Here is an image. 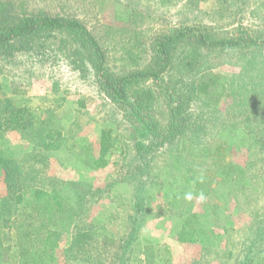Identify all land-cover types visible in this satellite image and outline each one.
Segmentation results:
<instances>
[{
    "label": "rangeland",
    "instance_id": "374dc122",
    "mask_svg": "<svg viewBox=\"0 0 264 264\" xmlns=\"http://www.w3.org/2000/svg\"><path fill=\"white\" fill-rule=\"evenodd\" d=\"M21 1L32 15L42 11L80 20L102 44L107 67L115 75L143 69L157 40L173 28H193L217 40L240 34L264 40V0H16ZM43 51L32 52L29 60L18 53L12 59L0 58V103L10 98L16 107L37 111L44 126L58 122L68 139L67 148L37 164L42 181L35 185L50 187L54 180L76 183L87 203L73 224L91 238L82 250L66 253L70 226L60 237L51 264H125L129 245L124 243L131 233L134 241L168 247V264H239L251 252L254 264H264L263 45L220 49L200 47L191 40L181 43L160 79L138 84L153 98L138 117L99 90L89 75L79 77L70 65L49 61L39 67ZM12 80L24 94L10 93ZM194 82L224 95L204 101ZM61 96L63 101H55ZM78 100L83 105L78 106ZM102 131L115 137L108 164L88 169L71 155L70 147H82L87 158L97 156ZM133 131L135 139L129 135ZM219 131L228 133L216 161L203 149L216 144ZM141 133L144 144L151 146L149 178L172 173L143 192L140 222L133 145ZM189 140L195 161H188L191 155L186 154L177 159L176 144L181 147ZM0 144L18 159L31 152L22 130L3 133ZM125 146L132 150L127 155ZM186 163L196 180L210 179L203 202L198 196L186 200L183 187H177L176 194L172 178L187 172L182 167ZM2 176L0 197L5 194ZM256 233L262 238L255 239Z\"/></svg>",
    "mask_w": 264,
    "mask_h": 264
},
{
    "label": "trees",
    "instance_id": "16d2710c",
    "mask_svg": "<svg viewBox=\"0 0 264 264\" xmlns=\"http://www.w3.org/2000/svg\"><path fill=\"white\" fill-rule=\"evenodd\" d=\"M18 10L20 11L17 12ZM25 11L27 12V5L24 1L0 0V58H14V55L18 53L29 60L33 58L28 56L34 57L32 52H40L47 48L39 55L42 62L39 67L43 65L45 67L49 61H56V63L60 61L70 65L76 73H80L79 77L89 75V79L95 82L99 90L113 102L122 107L126 106L128 111L136 117L140 116L144 109L150 108L153 101L151 93L143 91L138 84L145 79H160L172 65L173 51L181 43L191 40L194 45L200 47L220 49L264 46V40L259 41L257 37L249 34L217 40L193 28L178 27L171 29L168 34L157 40L153 48L154 53L143 69L124 75H115L107 67L106 53L102 44L80 20L48 15L42 11L32 15L28 12L26 14ZM9 85L10 93L24 94L20 85L13 80ZM52 87L56 90V82H53ZM194 87L204 101L213 99L212 96L224 95V92L206 88L205 84L198 85L194 82ZM63 99L64 97L61 96V98H55V101L60 102ZM77 104L83 105L82 100H78ZM10 130L25 132L27 141L31 145V152L18 159L13 156L9 148L0 144V173L3 175L1 183L5 188V194L0 197V264H51L55 260L53 254L59 246L60 237L68 231L70 226L73 233L66 253L73 254L88 244L86 239L91 238V234L73 224L75 221L73 218L80 216L78 213L84 210L87 200L85 195L77 191L76 183L65 184L60 180H54L49 184L50 187L42 184L35 185L37 181L39 183L42 181L39 179L37 164L69 146L68 139L58 122L44 126L37 111L24 106L16 107L10 98H6L3 105L0 103V139L3 133ZM227 133L218 132L217 141L214 144L217 149L215 148L214 152L210 151L214 145L203 149L206 156L210 155L209 157L215 158L216 161L220 160V148H223L226 143ZM129 135L133 138L136 136L134 131ZM144 135L141 133V139L133 145V159L137 169L134 175V177L137 176L135 209L140 211V222L143 220V201L145 200L143 192L157 180L170 178L169 175L172 173L168 170L162 173L163 178L158 176L149 178L150 172L147 168L150 158L148 159L147 155L151 146L148 143L144 144ZM114 142L115 137L111 136L109 131H102L97 156L91 155L87 158L82 147L73 145L70 147L72 149L70 153L88 169L103 168L108 164L107 154ZM191 143L189 140L180 144L181 147L176 144V149L173 150L178 156L177 159L186 154L191 155L188 161L194 160L191 151L194 147ZM123 151H126L124 155H127V152L132 150L125 146ZM205 154L200 155L204 157ZM146 158L147 161L144 160ZM178 164L180 165V162ZM189 165L186 163L182 166L187 172L173 177L172 184H176V194L179 193L177 187H183L186 193L199 197L203 191L209 190L210 179L196 180L189 175L193 172V170L189 172L192 169ZM142 178H145V181H141ZM173 193L176 197L175 190ZM183 195L186 194L183 193ZM133 234L131 233L128 242L124 243L129 245L127 257L123 261L125 264L169 263L168 247L149 242L142 243L137 239L134 241ZM262 236V233L258 235L256 233L255 239H261ZM254 257L251 252L242 262L254 264ZM242 262L240 260L239 264H243Z\"/></svg>",
    "mask_w": 264,
    "mask_h": 264
},
{
    "label": "clouds",
    "instance_id": "9594fccd",
    "mask_svg": "<svg viewBox=\"0 0 264 264\" xmlns=\"http://www.w3.org/2000/svg\"><path fill=\"white\" fill-rule=\"evenodd\" d=\"M185 199H186V200H191V199H192V194H191V193H187V194L185 195ZM204 199H205V196H204L203 193H201V194L199 195V197H198V200H199L200 202H203Z\"/></svg>",
    "mask_w": 264,
    "mask_h": 264
}]
</instances>
